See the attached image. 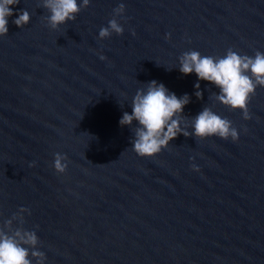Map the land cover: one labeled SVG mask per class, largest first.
Instances as JSON below:
<instances>
[{"label": "water", "instance_id": "water-1", "mask_svg": "<svg viewBox=\"0 0 264 264\" xmlns=\"http://www.w3.org/2000/svg\"><path fill=\"white\" fill-rule=\"evenodd\" d=\"M39 3L10 6L0 37V225L27 208L45 264H264V87L244 120L217 87L179 71L192 50L264 52V0H90L57 29ZM120 3L123 34L100 39ZM21 9L23 28L12 23ZM152 80L190 96L189 125L209 107L239 139L180 134L138 156L136 122L119 121Z\"/></svg>", "mask_w": 264, "mask_h": 264}, {"label": "clouds", "instance_id": "clouds-1", "mask_svg": "<svg viewBox=\"0 0 264 264\" xmlns=\"http://www.w3.org/2000/svg\"><path fill=\"white\" fill-rule=\"evenodd\" d=\"M21 0H0V37L8 34L9 17L13 16L10 6L18 5ZM90 0H40L39 7L46 9L49 15L44 17L49 27L57 29L69 21H74L82 8L89 6ZM125 12L124 3L113 9V18L108 26L99 31V38H109L113 33L123 34V27L118 17ZM31 16L27 9L16 13L12 21L17 27L23 28L30 23ZM134 34V33H133ZM101 59H104L101 56ZM179 71L184 74L195 73L198 81H207L219 89L213 93L219 103L231 110H241L243 119H251L248 104L256 94L257 87H264V52L257 50L253 56L240 55L228 49L222 57L202 56L200 52L192 50L183 53L179 58ZM146 89H138L131 102V114L124 112L119 124L132 126L136 122L134 139L131 141L133 151L140 157H153L166 148L170 141L182 134L185 137L195 136L205 139L219 137L232 141L239 139V133L232 122L222 118L211 108L204 107L189 125L188 116L183 115L184 107L190 103V96L184 94L177 97L170 92L163 83L152 80ZM197 98H202L200 83L194 85ZM183 124V126H182ZM191 126L194 131L187 129ZM67 157L55 154L53 167L57 173H64L67 169ZM30 167L35 166L32 162ZM193 169L199 171L193 164ZM29 212L21 207L13 216L0 225V264H45V253L39 250L40 240L34 230L24 228L23 214ZM30 214V213H29ZM14 222H18L14 226Z\"/></svg>", "mask_w": 264, "mask_h": 264}]
</instances>
